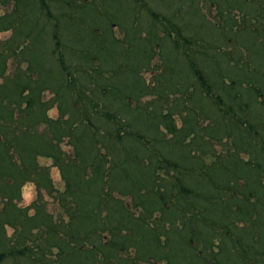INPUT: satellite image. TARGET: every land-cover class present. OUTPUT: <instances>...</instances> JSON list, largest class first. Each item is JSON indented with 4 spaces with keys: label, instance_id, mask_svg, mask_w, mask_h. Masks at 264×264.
I'll use <instances>...</instances> for the list:
<instances>
[{
    "label": "trees",
    "instance_id": "1",
    "mask_svg": "<svg viewBox=\"0 0 264 264\" xmlns=\"http://www.w3.org/2000/svg\"><path fill=\"white\" fill-rule=\"evenodd\" d=\"M117 1L0 0L15 2L0 10V33L11 31L0 40V264H264V0H205L215 24L200 0H159L169 12L150 14L146 38ZM109 21L133 35L128 48ZM39 157L55 161L63 191ZM239 170L251 178L237 185ZM202 175L220 178L197 190ZM27 183L37 199L23 207ZM43 192L66 218L53 221Z\"/></svg>",
    "mask_w": 264,
    "mask_h": 264
},
{
    "label": "rangeland",
    "instance_id": "2",
    "mask_svg": "<svg viewBox=\"0 0 264 264\" xmlns=\"http://www.w3.org/2000/svg\"><path fill=\"white\" fill-rule=\"evenodd\" d=\"M206 2H208V1L200 0V5H203L204 4L202 6V8L204 9L203 10V13H204V15L207 17V19L209 21L212 20L213 21V24H215V21L213 19V15H216L217 11H215L214 7L209 8V4L206 3ZM249 3H251V1ZM14 4H15V2H10L9 4L5 5L4 7H0V10H1L2 15L4 16L7 13H11V11L15 10V7H14L15 5ZM157 4L159 5L158 8H155L154 7L155 8L154 10L148 11L146 9L145 10H142V4L141 3H137V5L134 6V4L133 5H130L129 4V0H119V2L117 3L118 8L116 9V13H123V14H125V13H127L126 10H128V14L131 15L132 20L135 22L134 27H133V25H130V27H132L135 32H142L143 33V32L146 31L148 25H150L148 23V21L150 20V18H149L150 14L155 15V14H159L160 13L162 16H164L165 13H166V11H167V9H165V8L168 7V6H166L167 4L165 2H161V4H159V0H158ZM173 6H174V2H173ZM100 9H102V8L100 7ZM167 12H169V11H167ZM231 14H232L231 17H233L235 19L236 18L239 19L240 20L239 22L242 21L241 20V18H242V12H241L240 9H238V8L235 9L234 11L231 12ZM223 23L224 22H223V20L221 18L220 19V24H223ZM108 24L111 26L110 33H112V36L111 37H112L113 41L114 42H117L118 41L121 45H123V47H124V48L122 47L123 50L125 48H128L129 46L127 44V41H128V39L130 37L129 34H131V33L128 32V31H126V29L124 27L120 26V24L118 25L117 23H114L112 21H109ZM108 24L104 23L105 26H107ZM102 31H107V29L106 28H102V27L101 28H97V32L98 33H102ZM10 35H11V31L1 32L0 33V40H6V39H8V37ZM141 36L143 38H146L147 37L146 33L145 34L143 33V35H141ZM45 40H51V39L46 38ZM51 48H52V42L51 41H48L47 42V48L46 49H48V51L50 53L52 52L51 51ZM96 63L99 64V61H96ZM96 63H93V64L96 65ZM157 63H159V58H156V60L154 61L153 64L156 65ZM103 65L105 66V69H107V64L104 63ZM11 67L12 66L10 64V68ZM70 69L67 68V67H65V68H62L61 67V72L58 74V76L59 77H63L64 76V78H65V75H69L70 73H72L70 71ZM11 71H12V69H9L8 70V73L11 72ZM145 76H146V78L148 80L152 77L150 73L145 74ZM72 82H74V81H71V83ZM0 83H2V79H0ZM49 83H51V82H49ZM77 86H79V85H77ZM51 88H53L52 85H51ZM51 88L50 89H45L43 91V100L45 101V103H49V105L52 102L51 100H52V97H53V93H52L53 90ZM154 97L155 98H159L158 96H154ZM151 98H150V100H151ZM60 113H61L60 112V108H58V106L56 104H53L52 108H50L48 110L47 115H48V117L51 120H57L58 117H59V115H60ZM46 130H47V127L46 126H41V127L38 128V132L37 133L39 135H42L44 133V131H46ZM36 141H38V139H34L33 140V143L36 142ZM64 151L66 153H68V154H71V148L64 147ZM215 152H216L215 153L216 156H218V157L219 156H221V157L223 156V153H222L223 150H222L221 147H217V150H215ZM249 157H250V155L248 153H246V154H243L242 153L241 154V158L244 159L245 161H248ZM222 158L224 159V157H222ZM250 159H251V157H250ZM214 160H217V159H216V157H212V155H209V156L205 157V162L206 163H210L211 164L212 162H214ZM38 162L40 163V165L42 167H47V171H45L46 174L44 173V171H41V170H39V172L42 173V174H44L46 177H50V179L52 180V183L54 184V186L56 187V189H58L60 191H63L64 188H65V182L62 179V175H61L59 169L55 166V161L52 158L39 157L38 158ZM250 162H251V160H250ZM241 163L243 164V162H241ZM231 164L234 166V163L233 162ZM162 174H164L165 175V178H167V179H169L171 177V174L168 173V171L167 172L163 171ZM239 174L240 175L237 176V177H239L241 179H237V182H238V183H236L237 185L238 184L240 185V183H243L244 182L243 179L251 178V177H248V178L245 177V175H247V174H244V173L240 172V170H239ZM202 177H203V175H202ZM219 178L220 177H215V178H212V177H203L202 179H200V180L197 181V184L195 186V189H197V190L205 189L206 190L208 185H209V189H211V188H213L214 186L217 185ZM12 180H14L13 177H7V183H11ZM214 180L216 182H213ZM169 181L171 182L172 180H169ZM242 185L243 184H241V186ZM233 188H235V187H233ZM229 192H230V194H233L235 192V190L234 189H230ZM43 193L44 194H43V197L42 198H43V201H44V205H46L47 211L52 215L53 221L56 222V223L60 222V218H59L60 216L59 215H61L62 217L66 218L65 217V214L63 213L64 210L61 208L60 203L56 202V199L54 197L49 196L45 192H43ZM57 194L58 193L56 192V193H54L53 196H57ZM193 195H195V194H193ZM196 196H197V194H196ZM197 197H198V199H197L198 202H200V201L203 202L205 200L206 203H211L209 201V199H205V197H204V199L200 198L199 195ZM36 199H37V193H36L35 185L33 183H27L23 187L22 200L19 202V204L21 206H23V207L30 206ZM227 199L228 200H231V195H228ZM239 199H242V198H239ZM248 199H249V202L250 201L251 202H255V198L254 197H251V198L249 197ZM125 201H126L125 204L127 205L128 209L131 210V211L134 210V205L132 203V200L130 201L128 199H125ZM251 206H252V203H251ZM209 208H211V207H209ZM260 211L261 210H259V212ZM30 215H33V211H30ZM169 218L170 219H173L172 218V214L169 215ZM177 224H182V223L177 222ZM242 225H244V224H240L239 227H241ZM165 226H167L166 228L169 227L168 224H165ZM12 232L13 231L10 228H7V233L9 235H11ZM163 239H165V238L163 237ZM248 239H251V236L248 237ZM53 251L55 252L56 250L54 249ZM131 255L135 256L134 253L131 254ZM170 257H172V255ZM244 260L245 259L242 257L241 263ZM19 261H22V260H19ZM152 262H153V260H152ZM35 263L37 264V262H35ZM9 264H14V263H13V261H10L9 260ZM158 264H168V261L167 260H161V259H159V263ZM191 264H196V261L194 263V261L191 259ZM210 264H214V261H211Z\"/></svg>",
    "mask_w": 264,
    "mask_h": 264
}]
</instances>
